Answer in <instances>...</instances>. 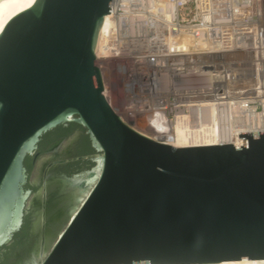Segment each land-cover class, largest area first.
<instances>
[{
  "label": "water",
  "instance_id": "1",
  "mask_svg": "<svg viewBox=\"0 0 264 264\" xmlns=\"http://www.w3.org/2000/svg\"><path fill=\"white\" fill-rule=\"evenodd\" d=\"M111 1L0 0V249L32 209L25 159L43 135L77 123L96 152L71 181L80 199L42 259L38 237L11 264L263 261L264 132L178 148L123 122L92 67Z\"/></svg>",
  "mask_w": 264,
  "mask_h": 264
},
{
  "label": "built area",
  "instance_id": "2",
  "mask_svg": "<svg viewBox=\"0 0 264 264\" xmlns=\"http://www.w3.org/2000/svg\"><path fill=\"white\" fill-rule=\"evenodd\" d=\"M110 6L96 53L125 61L126 103L113 108L123 122L164 143L155 131L179 118L235 111L264 118V0H112Z\"/></svg>",
  "mask_w": 264,
  "mask_h": 264
},
{
  "label": "flooded vegetation",
  "instance_id": "3",
  "mask_svg": "<svg viewBox=\"0 0 264 264\" xmlns=\"http://www.w3.org/2000/svg\"><path fill=\"white\" fill-rule=\"evenodd\" d=\"M65 126V128H68ZM55 130V129H54ZM82 131L74 130L61 136L43 135L33 154L27 156L24 161V167L27 172L26 183L23 186L24 191H30L33 196L32 209L24 214V223L26 219L30 220L29 239L25 246L14 251V255H21L24 251L28 252L34 243L35 238H40L41 245H45L47 240L53 236L55 231L67 218L75 202L80 199L78 190L70 187L71 181L78 175H84L94 166L92 158L96 156V152L88 155H78L77 149L81 144ZM87 134V133H85ZM57 147L50 151L51 146ZM65 145H67L65 147ZM91 146V143H90ZM93 147V146H91ZM46 152V153H45ZM48 156V159L39 168L40 158ZM78 162V168L72 169L73 165ZM88 163H91L88 164ZM38 167L40 171L36 179H33V169ZM82 168H89L81 171ZM85 181V180H84ZM87 181V180H86ZM41 187L40 193H37ZM44 219V225L35 227L36 211ZM23 223V224H24ZM4 247L0 249V258L3 259ZM13 256L8 260L7 264H11Z\"/></svg>",
  "mask_w": 264,
  "mask_h": 264
},
{
  "label": "bare ground",
  "instance_id": "4",
  "mask_svg": "<svg viewBox=\"0 0 264 264\" xmlns=\"http://www.w3.org/2000/svg\"><path fill=\"white\" fill-rule=\"evenodd\" d=\"M108 23L109 18L105 17L104 23L99 29L101 31L100 36L107 31ZM100 36L96 48L98 54H100ZM263 130L264 118L245 117L235 111L231 116L222 118L211 117L206 120L195 121L179 118L176 125L170 127L169 130H165V132L162 130L155 131V139L162 140L164 143L166 142L178 148L235 145L241 144L240 133H258ZM216 264H264V260L242 259Z\"/></svg>",
  "mask_w": 264,
  "mask_h": 264
},
{
  "label": "rangeland",
  "instance_id": "5",
  "mask_svg": "<svg viewBox=\"0 0 264 264\" xmlns=\"http://www.w3.org/2000/svg\"><path fill=\"white\" fill-rule=\"evenodd\" d=\"M95 66L99 67L103 73L106 98L111 101L112 107L119 111L126 103L125 82L122 74L125 61L99 57L92 67ZM43 247L41 245L39 260L42 259Z\"/></svg>",
  "mask_w": 264,
  "mask_h": 264
},
{
  "label": "trees",
  "instance_id": "6",
  "mask_svg": "<svg viewBox=\"0 0 264 264\" xmlns=\"http://www.w3.org/2000/svg\"><path fill=\"white\" fill-rule=\"evenodd\" d=\"M76 129L81 130L83 133L81 144L77 149L78 155H88L95 153L94 148L90 146L91 142L89 136L85 134L86 129L77 123L70 124L68 128H65V126H59L55 130L49 131V133L46 134V137L66 135L67 133H72ZM88 164L91 165V163ZM74 168H78V162L73 165L72 169ZM29 233L30 220H28L27 218L22 228L13 235L12 244H7V246L4 247L5 252L3 255V259L0 258V264H7L8 260L13 256L14 251L25 246L26 241L29 239Z\"/></svg>",
  "mask_w": 264,
  "mask_h": 264
}]
</instances>
